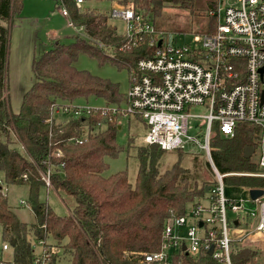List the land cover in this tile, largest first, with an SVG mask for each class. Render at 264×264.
<instances>
[{
  "label": "trees",
  "instance_id": "1",
  "mask_svg": "<svg viewBox=\"0 0 264 264\" xmlns=\"http://www.w3.org/2000/svg\"><path fill=\"white\" fill-rule=\"evenodd\" d=\"M115 1L131 3L151 23L164 4L193 8V0ZM22 2L0 0V264H42V258L51 264H62L63 257L69 264H139L143 254L159 248L167 218L186 213L202 199H212L213 180L207 181L200 173H191L182 166L183 152L179 150L177 161L161 171L160 158L165 151L143 142L137 147L139 164L131 184L126 169L106 173L107 159L123 149L117 142V116L109 119L100 111H92L56 122L53 111L57 104L71 105L89 97L101 99L104 105L120 104L124 93L118 83L79 69L75 62L84 53L99 64L109 62L128 70L138 59L151 55L149 36L121 34L109 23L108 11L80 8L74 0H60L68 12L67 20L82 34L67 43L55 41L32 57V84L23 93L19 110L13 112L5 95V72L9 26L13 17L20 15ZM217 3L218 0L211 2L208 11ZM208 11L206 32L210 33L216 20ZM257 131L253 124L240 123L233 136L224 137L214 123L210 153L219 172L259 170L251 158L244 157L246 148L256 146ZM47 173L49 186L44 180ZM223 182L264 188V177L260 176L232 175L224 177ZM2 183L27 185L26 201L34 213V222L18 218ZM44 185L72 197V209L59 215L39 202L38 193ZM4 243L8 254L2 250ZM35 243L42 244L45 255L35 252ZM50 247L54 252L47 256ZM257 256L254 248L236 244L232 247L233 264H259ZM183 260L185 264H217L206 252L184 255Z\"/></svg>",
  "mask_w": 264,
  "mask_h": 264
},
{
  "label": "built area",
  "instance_id": "2",
  "mask_svg": "<svg viewBox=\"0 0 264 264\" xmlns=\"http://www.w3.org/2000/svg\"><path fill=\"white\" fill-rule=\"evenodd\" d=\"M84 1L74 0V3L80 7ZM237 3L221 9L218 0L215 8L208 11L216 20L215 29L203 35L194 34L193 42L201 44L196 47L177 44L170 40L169 33L156 31L131 3L113 2L108 15L125 21V34L148 35L151 55L138 59L128 69V89L120 104L99 107L57 104L54 108L72 118L92 111H100L109 119L117 116L119 121L135 117L147 127L144 143L183 153H190L197 146L205 153L213 171L212 199L195 202L186 213L167 218L159 248L143 254L139 264H185L184 255L200 252L208 253L217 264H233L234 244L243 243L253 235L264 236L263 195L250 200L257 202V224L242 229L228 218L227 210L239 215L247 200L227 199L223 193L226 176L264 177V69L260 73L264 65V0H237ZM62 14L68 18L65 8ZM194 107L202 108L203 112L192 113ZM191 119L199 121L196 134L190 133ZM214 123L224 137L233 136L235 126L240 123L258 127L252 152L258 171L221 173L217 170L209 143ZM44 180L49 186L48 173ZM7 249L8 245L2 244V250ZM44 252L42 249L40 254L45 255ZM52 252L54 247L46 255Z\"/></svg>",
  "mask_w": 264,
  "mask_h": 264
},
{
  "label": "rangeland",
  "instance_id": "3",
  "mask_svg": "<svg viewBox=\"0 0 264 264\" xmlns=\"http://www.w3.org/2000/svg\"><path fill=\"white\" fill-rule=\"evenodd\" d=\"M216 0H193V8H180L171 4H164L159 15L151 19L154 29L161 30L170 34L175 43H188L201 47L200 43H194L192 36L194 34L203 35L207 33L208 25L207 11L211 2ZM112 0H85L80 8L89 7L98 11H109ZM20 15L14 16L9 26L8 54L5 72V95L8 106L13 112L19 110L23 93L32 84L31 58L38 56L47 50L55 41L67 43L73 40L77 34H82L80 28H74L69 25L67 17L62 14V4L60 0H23ZM229 5H238L237 0H219V7L224 9ZM109 23L113 25L117 32L124 34L126 23L121 19H114L108 16ZM75 66L79 69H85L91 74L107 78L118 83L119 90L125 93L128 89V70L125 67H117L114 64L106 62L99 64L94 57L84 53L80 54ZM73 104L82 106L99 107L104 102L101 99L89 97L87 100L80 98ZM192 113L200 114L203 109L194 107ZM68 114L61 110L53 111V117L56 122H61L68 118ZM190 133L196 134L195 127L199 121L191 119ZM120 128L117 132V142L123 146L122 151L114 158H108L109 169L106 173H113L118 170L126 169L128 180L134 184L137 169L138 157L137 147L144 142L146 135V125L143 121L135 117H125L119 121ZM201 133V132H200ZM200 133H197L199 137ZM131 138V139H130ZM180 163L187 167L191 173L198 172L205 180H213V171L205 153L193 146V151L180 155ZM255 160V154L250 156ZM178 159V150H168L160 158L161 171L169 168L172 163ZM0 180L2 173L0 172ZM4 193L7 195L9 204L17 213L20 220L25 222H34V213L31 206L27 203L28 187L24 184L2 183ZM223 193L227 199H246L245 210L248 213H256L257 207L249 200L247 188L224 184ZM264 199V194H263ZM39 202L45 203L56 214L64 215L68 213L75 204V200L65 193L56 192L53 188L42 186L38 193ZM202 202H208V199H202ZM250 215V214H249ZM227 216L230 218L238 217L234 212L227 210ZM256 216H251L256 224ZM255 218V219H254ZM0 230V245H1ZM48 248V247H46ZM43 247L40 243L34 244V250L40 254ZM8 250V249H7ZM257 262L264 264V242L259 243ZM7 254L9 252H6ZM62 264H69L67 257H63ZM42 264H51L43 261Z\"/></svg>",
  "mask_w": 264,
  "mask_h": 264
},
{
  "label": "crops",
  "instance_id": "4",
  "mask_svg": "<svg viewBox=\"0 0 264 264\" xmlns=\"http://www.w3.org/2000/svg\"><path fill=\"white\" fill-rule=\"evenodd\" d=\"M33 57V56H32ZM32 60V58H31ZM253 148V147H252ZM251 156V155H250ZM225 184V183H224ZM229 185H232V184H229ZM236 186V185H235ZM240 187H244V188H247L248 192L249 190L251 189L250 187H246V186H240ZM264 190V188H261ZM264 194V193H263ZM262 194V195H263ZM261 195V196H262ZM245 200V199H244ZM249 200L250 199V196H249ZM251 201H254V200H251ZM251 203H254L255 206H257V202H251ZM246 205V202H244V207ZM256 216V214L254 215ZM257 218L255 219L256 220V224L258 222V215L256 216ZM229 219H232L233 222H234V225L237 226V227H240L242 229H247V228H251V227H254L256 224H253L254 221H253V218H251V215H249V213L243 209L240 211V214L238 215L237 217V220L234 221V219L236 218H230L228 217ZM263 243L264 242V236H259V235H253L247 239H245V241L243 243H238L239 246H247V247H251V248H254L255 250L258 248L259 246V243ZM237 245V244H236ZM6 252V251H5Z\"/></svg>",
  "mask_w": 264,
  "mask_h": 264
},
{
  "label": "water",
  "instance_id": "5",
  "mask_svg": "<svg viewBox=\"0 0 264 264\" xmlns=\"http://www.w3.org/2000/svg\"><path fill=\"white\" fill-rule=\"evenodd\" d=\"M263 69H264V65L260 68V73H262ZM263 97H264V92H263ZM252 152H253L252 147L246 148L244 152V157L249 158ZM206 190H208V186H206ZM263 193H264V190L261 188H251L249 190V196L251 200H255L256 198L260 197ZM209 253H211V250H209Z\"/></svg>",
  "mask_w": 264,
  "mask_h": 264
}]
</instances>
